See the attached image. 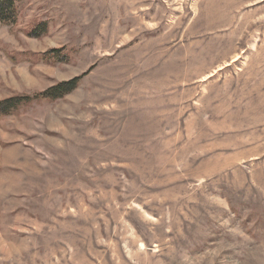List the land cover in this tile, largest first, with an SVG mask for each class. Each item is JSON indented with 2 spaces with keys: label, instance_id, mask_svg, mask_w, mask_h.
Listing matches in <instances>:
<instances>
[{
  "label": "rangeland",
  "instance_id": "374dc122",
  "mask_svg": "<svg viewBox=\"0 0 264 264\" xmlns=\"http://www.w3.org/2000/svg\"><path fill=\"white\" fill-rule=\"evenodd\" d=\"M8 1L0 264H264V0Z\"/></svg>",
  "mask_w": 264,
  "mask_h": 264
},
{
  "label": "trees",
  "instance_id": "16d2710c",
  "mask_svg": "<svg viewBox=\"0 0 264 264\" xmlns=\"http://www.w3.org/2000/svg\"><path fill=\"white\" fill-rule=\"evenodd\" d=\"M8 2V0H0V22L9 25L10 23L8 22V18L11 17V14L9 13L11 3L8 4ZM5 4H7V6ZM77 82L78 79L71 82L60 83L35 97L25 96L2 100L0 101V117L11 114L19 106L37 98L45 97L50 98L51 100L61 99L77 87Z\"/></svg>",
  "mask_w": 264,
  "mask_h": 264
}]
</instances>
